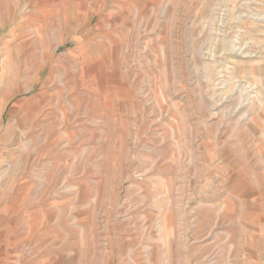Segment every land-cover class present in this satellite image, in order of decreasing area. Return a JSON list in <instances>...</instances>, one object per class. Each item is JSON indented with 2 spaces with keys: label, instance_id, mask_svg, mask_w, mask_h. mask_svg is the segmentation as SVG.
Listing matches in <instances>:
<instances>
[{
  "label": "rangeland",
  "instance_id": "1",
  "mask_svg": "<svg viewBox=\"0 0 264 264\" xmlns=\"http://www.w3.org/2000/svg\"><path fill=\"white\" fill-rule=\"evenodd\" d=\"M99 3L0 0V264H264V0Z\"/></svg>",
  "mask_w": 264,
  "mask_h": 264
},
{
  "label": "bare ground",
  "instance_id": "2",
  "mask_svg": "<svg viewBox=\"0 0 264 264\" xmlns=\"http://www.w3.org/2000/svg\"><path fill=\"white\" fill-rule=\"evenodd\" d=\"M96 2H97V5L100 7L101 6V4L99 3V0H96ZM103 9V8H102ZM80 12V11H79ZM87 16H88V14H87ZM58 17V16H57ZM91 17H92V15L89 17V19H91ZM55 18V17H54ZM58 19V18H57ZM56 21V20H55ZM71 22V21H70Z\"/></svg>",
  "mask_w": 264,
  "mask_h": 264
}]
</instances>
